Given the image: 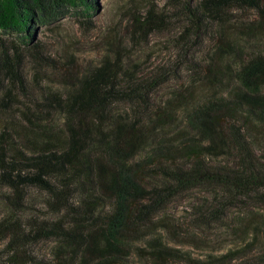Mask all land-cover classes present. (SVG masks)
<instances>
[{
  "label": "trees",
  "instance_id": "1",
  "mask_svg": "<svg viewBox=\"0 0 264 264\" xmlns=\"http://www.w3.org/2000/svg\"><path fill=\"white\" fill-rule=\"evenodd\" d=\"M68 7L88 16L97 4L0 0L5 264L185 260L166 240L180 242L168 210L194 190L209 201L192 214L198 227L228 208L243 209L231 220L234 236L246 251L262 244L264 219L248 218L264 213V0H182L188 25L166 40L175 59L146 74L141 61L121 53L80 67L50 61L36 26L56 22ZM233 7L254 12V19L228 18ZM172 20L150 15L146 34ZM208 26L216 41L201 66L186 33L198 37ZM182 66L187 82L170 84ZM52 73L57 85L46 80ZM30 191L41 194L45 209L36 211ZM223 258L208 264H226ZM241 264H264V247Z\"/></svg>",
  "mask_w": 264,
  "mask_h": 264
},
{
  "label": "rangeland",
  "instance_id": "2",
  "mask_svg": "<svg viewBox=\"0 0 264 264\" xmlns=\"http://www.w3.org/2000/svg\"><path fill=\"white\" fill-rule=\"evenodd\" d=\"M199 1L201 0H195V3ZM95 2L97 8L93 14L87 16L81 7H68L56 22L36 26L35 36L50 61L59 64V67L66 62L80 67L98 62L105 54L121 53L129 61H141L143 64L141 71L146 74L152 65L175 59L176 49L166 40L170 36L179 35L185 25H188L186 15L181 12L182 0H95ZM152 14L157 17H171L173 20L169 27L167 25L163 28L165 30L158 29L147 35V27L144 25ZM254 16V12L238 8L228 14V18L240 22H248L254 19ZM186 34L189 54L194 62L202 66L206 51L216 41L213 27L204 28L198 37L190 35L189 32ZM30 67L29 63H25L24 68L28 73L31 71ZM185 67L182 66L179 72L175 73L170 84L187 82L189 71ZM52 74H49L46 80L57 85L56 76ZM161 94H165V90H162ZM202 191H190L177 198L169 207L168 214L172 216L177 228V239L181 243H172L169 238L166 240L172 248L183 254L181 258L189 262L177 259L170 261L169 264H208L209 258L224 255L226 258L221 262L241 264L256 254L259 247H264V234L261 236L262 244H257L252 251H246L248 246H244L234 236L235 229L231 220L243 209L228 208L219 219L202 228L198 227L197 222L192 221V214L198 207L206 208L209 204L208 196ZM39 195L41 194L36 191L29 193V198L33 197L36 201V211L45 209L43 199L41 200ZM209 208L210 206L207 209ZM248 211L250 213V210ZM4 213L3 201L0 198V218ZM248 219L249 222L263 220L264 213H254L252 219ZM130 263L145 264L144 260L140 261L136 257L130 258ZM0 264H5L1 257Z\"/></svg>",
  "mask_w": 264,
  "mask_h": 264
}]
</instances>
